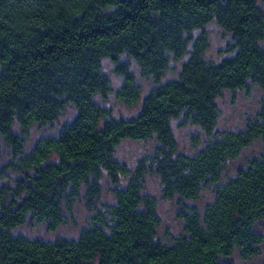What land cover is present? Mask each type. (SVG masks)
I'll return each mask as SVG.
<instances>
[{
  "label": "trees",
  "instance_id": "1",
  "mask_svg": "<svg viewBox=\"0 0 264 264\" xmlns=\"http://www.w3.org/2000/svg\"><path fill=\"white\" fill-rule=\"evenodd\" d=\"M212 22L233 39L219 62L206 57ZM262 43L264 0H0V157L3 143L13 156L0 170L12 179L0 187V264H237L236 250L244 260L259 256L264 152L221 181L229 161L264 140V99L240 130L220 128L218 99L253 86L264 92ZM187 56L178 77L162 82L172 60ZM124 57L157 82L148 94ZM105 59L123 78L117 98L140 107L136 115L115 118L98 100L113 92ZM69 105L76 116L27 152L31 128L53 124ZM182 117V125L216 139L181 153L172 123ZM128 139L157 141L134 172L116 156ZM149 171L165 199L196 201L216 186L203 213H179L184 232L171 245L158 238L159 201L145 192ZM106 181L115 202L101 208ZM80 201L95 213L77 238L14 233L29 218L55 231Z\"/></svg>",
  "mask_w": 264,
  "mask_h": 264
},
{
  "label": "rangeland",
  "instance_id": "2",
  "mask_svg": "<svg viewBox=\"0 0 264 264\" xmlns=\"http://www.w3.org/2000/svg\"><path fill=\"white\" fill-rule=\"evenodd\" d=\"M207 32L210 36L211 46L206 54L210 61L219 62L224 59L228 53L225 52L228 45L233 43L232 36L224 31L216 22H212L207 26ZM201 32L197 31L196 36ZM264 47V43H262ZM188 56L182 60H172L171 68L163 78L162 82L171 79H176L182 67V63L187 60ZM124 60H130L124 57ZM132 69L136 74L140 83L144 88V95L148 94L157 82L151 78L143 77L139 66L136 62L130 60ZM104 69L108 74L113 92L105 99L99 97L98 100L109 107L115 118H129L136 115L140 111V107H128L119 101L117 98V90L123 84V78L115 72V65L109 60L105 59ZM1 74V66H0ZM264 99V92L257 86H253L251 92L246 90L225 91L223 96L218 99L220 108L219 125L222 130H240L245 129L247 124L256 119L262 107ZM77 114L75 106L69 105L68 108L62 113L59 119L53 124L39 125L36 124L31 128L29 137L26 141V151H30L34 145L43 137L57 135L63 128V125L71 121ZM184 118L173 120V129L178 140L179 151L186 154H195L203 149L208 143L212 142L214 137H208L202 134L198 126L192 124H183ZM16 130L20 133V129L16 126ZM200 138L198 145H195L196 138ZM157 145L155 139L148 141H134L124 140L116 151L117 158L122 162L129 165V167L136 171L137 167L141 164L142 160L148 158L154 153ZM2 155L0 157V170L1 167L12 159V153L9 147L3 143ZM264 152V140L260 139L254 142L250 147L246 148L242 155L237 159L231 160L225 167L221 184L229 181L235 177L240 168H248L249 161L254 157H259ZM15 174H12L14 176ZM12 181L11 176L5 177L0 174V187ZM127 181V180H126ZM215 185H210L205 188L199 199L196 201L182 199L175 197L173 199L163 198V186L160 177L149 171L145 175V192L152 194L158 198L159 213L162 218V223L158 229V238L166 244H173L175 239L184 232V221L179 218V213L189 207H196L202 213L208 204L212 203L215 199ZM111 184L106 181L105 192L102 197V202L99 206H105L115 202L114 195L110 191ZM105 204V205H104ZM84 201L77 203L73 216L70 217L68 223L63 224L57 230L49 229L48 223H38L29 218L28 222L14 230L16 234H23L30 238H41L44 240H56L59 237L77 238L81 231L92 224L93 215ZM256 231L264 235V220L259 221L255 227ZM237 264H263L264 263V244L262 252L259 256L244 260L240 251L236 250L232 256Z\"/></svg>",
  "mask_w": 264,
  "mask_h": 264
}]
</instances>
